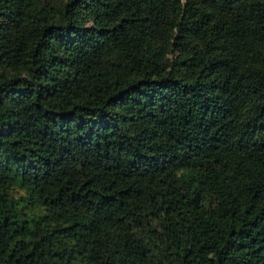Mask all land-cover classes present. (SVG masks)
<instances>
[{"label":"trees","instance_id":"16d2710c","mask_svg":"<svg viewBox=\"0 0 264 264\" xmlns=\"http://www.w3.org/2000/svg\"><path fill=\"white\" fill-rule=\"evenodd\" d=\"M0 264H264V0H0Z\"/></svg>","mask_w":264,"mask_h":264}]
</instances>
